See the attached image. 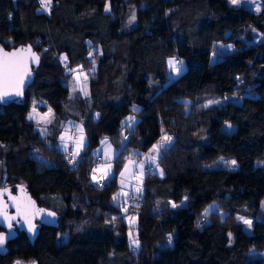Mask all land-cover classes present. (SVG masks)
Returning <instances> with one entry per match:
<instances>
[{
    "label": "trees",
    "instance_id": "16d2710c",
    "mask_svg": "<svg viewBox=\"0 0 264 264\" xmlns=\"http://www.w3.org/2000/svg\"><path fill=\"white\" fill-rule=\"evenodd\" d=\"M253 30L264 35V11L230 0H51L47 9L41 0H0V46L30 44L41 56L25 98L0 104V146L12 151L3 159L6 184L14 191L22 184L60 216L59 227L42 226L34 243L20 233L0 264H264L249 257L264 252V40L253 42ZM218 44L234 50L213 63ZM171 58L187 67L175 80ZM76 67L89 74V94L74 98ZM235 94L240 104L198 115L192 153H164L163 176L147 175L133 198L142 197L138 212L131 201L138 215L134 251L113 197L123 163L148 152L169 127L159 99L198 103ZM35 100L45 102L41 112H54L51 137L42 138L28 120ZM131 115L138 122L126 129ZM67 122L83 123L87 137L75 165L58 148ZM226 124L235 131H224ZM105 138L118 156L115 176L101 188L91 182L92 152ZM219 201L227 223H201ZM78 224L86 230L77 231Z\"/></svg>",
    "mask_w": 264,
    "mask_h": 264
},
{
    "label": "rangeland",
    "instance_id": "374dc122",
    "mask_svg": "<svg viewBox=\"0 0 264 264\" xmlns=\"http://www.w3.org/2000/svg\"><path fill=\"white\" fill-rule=\"evenodd\" d=\"M230 5L236 8H247L255 13H261L264 11V7L260 0H238L237 4L231 3ZM252 35L254 37L253 42H258L264 40V35L253 30ZM9 43V42H8ZM234 48L232 44H218L214 50V55L212 57V62H216L221 59L222 55L233 52ZM175 59V58H171ZM170 60V59H169ZM168 60V62H169ZM177 61V58L175 59ZM181 62V61H179ZM177 61V67L182 70L177 74L174 72L168 63L170 70V79L175 80L181 76L187 69L185 62L180 64ZM89 74L84 71L81 67H76L72 71V78L70 80V91L71 95L75 98L78 95L87 96L89 94ZM160 103L158 107L165 105L167 107L165 113V119L169 124V127L165 128L163 133L170 137V140H165L162 136V140L157 142L154 146H159L158 151L154 150V146L146 153L137 152V157L131 155L122 165L120 171L117 174V191L114 195L113 203L122 210V215L128 225L129 231V245L134 251L138 249L132 241L138 240V215L131 212V201L134 197L143 192L145 179L148 174H157L158 176H163V170L159 164V160L166 153L167 159L177 158L182 153L190 154L193 151L192 145L196 137L198 136L197 130V119L198 115L206 110L212 108H219L224 106L228 102H234L236 104L241 103V98L239 95H229L221 99L207 98L198 103H192L187 101H181L175 104H167L163 98L159 99ZM33 107L31 108V113L28 116L29 121L36 125L38 133L42 138L51 137L53 134V129L56 128V121L54 112L48 108V110L43 113L42 108L47 107L45 102L33 101ZM163 114V110L160 113ZM164 115H162L163 117ZM129 117H134V120H129ZM127 117L122 125L126 129L133 128L138 120L134 115ZM76 127L77 134L73 139L75 143V157L74 162L71 165H75L77 161L82 157L86 147H87V137L84 129L83 123L75 124L73 122H67L61 126L60 133L58 135V148L65 152L68 148L69 143L72 141L70 137V130L72 127ZM124 129L123 133L126 132ZM224 131L227 133H233L235 128L226 124ZM171 135V136H170ZM129 135H126L128 138ZM182 152V153H181ZM11 150L0 146V189L8 187L6 184V177L3 172V159L4 157L10 155ZM136 154V151H133ZM194 153V152H193ZM185 154V155H186ZM95 156L93 162V169L91 172V182L96 184L99 181H106L109 183L110 179L115 176V158L118 156V151L109 140L105 138L101 141L98 149L92 152ZM98 157H101V161H98ZM166 159V160H167ZM180 158H178L179 160ZM166 163V162H165ZM123 173V175H121ZM96 176V180L93 176ZM101 176L104 178L101 179ZM98 181V182H97ZM113 197V198H114ZM211 220H219L227 223L228 213L225 209L224 203L222 201L216 202L210 205L206 211L203 213L201 218V223H208ZM77 231L83 232L85 229L84 224H78L75 226ZM68 235V234H66ZM67 236H63L59 241L58 245H61ZM251 259H258L264 262V252L259 250H251ZM15 264V263H14Z\"/></svg>",
    "mask_w": 264,
    "mask_h": 264
},
{
    "label": "water",
    "instance_id": "95a60500",
    "mask_svg": "<svg viewBox=\"0 0 264 264\" xmlns=\"http://www.w3.org/2000/svg\"><path fill=\"white\" fill-rule=\"evenodd\" d=\"M0 50H2L0 58H3L4 53H15V56H10L8 59L17 62L20 66L15 78L7 85L0 87V91L7 90L14 93L16 90H20L22 92V95L4 96L3 99H0V104L21 101L35 82L36 70L41 64V56L30 44L13 49L0 46ZM33 56L38 57V61L34 60ZM0 194H2L0 195V234L6 237L3 246L0 247L1 255L7 254L8 243L13 242L20 233L25 234L34 243L42 226L59 227V214L41 207L22 184L17 185L15 191L11 187L2 188ZM48 213H54V215H48ZM6 216L14 217V219L8 220L5 218ZM30 226H34L33 231L29 230Z\"/></svg>",
    "mask_w": 264,
    "mask_h": 264
},
{
    "label": "snow or ice",
    "instance_id": "6c2138e0",
    "mask_svg": "<svg viewBox=\"0 0 264 264\" xmlns=\"http://www.w3.org/2000/svg\"><path fill=\"white\" fill-rule=\"evenodd\" d=\"M51 3V0H41V6L45 9H47L49 7ZM231 3L233 4H237L238 0H231ZM106 11L108 10L107 8L105 9ZM134 19V17H133ZM2 51V50H0ZM10 56H15V53H4L3 58H0V87H3L4 85H7L8 83H10L15 76L17 75V73L20 70V66L17 62H13L10 59H8V57ZM33 59L38 61V57L33 56ZM66 59V58H65ZM169 66L170 68L176 72L177 74H179V72L182 70L180 67H177V61L175 59H170L169 60ZM180 64H182L183 62H179ZM22 82V81H21ZM10 94H15V95H22V92L20 90H16L14 93H10L7 90L4 91H0V99H3L4 96L10 95ZM129 120H134V117H129ZM165 140H170V137L165 136L164 137ZM159 146H154V150L158 151ZM235 161H231L232 165H235ZM121 175H123V173H121ZM104 177L101 176V179H103ZM93 179L96 180V176H93ZM98 182V181H97ZM2 195V194H0ZM115 199V197L113 198ZM176 205H173V207H175ZM48 215H54V213H48ZM8 220L14 219V217H5ZM115 219V217H113V220ZM239 219H241L245 224L251 226V221L250 220H246L243 217H240ZM9 227H11V225L9 224ZM30 231L34 230V226H30L29 228ZM6 237L3 234H0V247L3 246L4 242H5ZM132 243L135 246H139V242L137 240H133ZM169 243H171V240L169 239ZM17 264H19V262H17Z\"/></svg>",
    "mask_w": 264,
    "mask_h": 264
},
{
    "label": "built area",
    "instance_id": "2783aa9c",
    "mask_svg": "<svg viewBox=\"0 0 264 264\" xmlns=\"http://www.w3.org/2000/svg\"><path fill=\"white\" fill-rule=\"evenodd\" d=\"M177 61L179 62L180 60L177 58ZM77 134V130L76 129H72L70 131V136L71 138H74L75 135ZM162 136L165 137L167 136L166 133H162ZM171 136V135H170ZM74 147H75V143L72 141L69 143L68 145V148H67V156L70 157V158H74L75 156V152H74ZM98 161L100 162L101 161V157H98ZM98 185L103 188L107 185V182L106 181H99L98 182ZM132 205H133V210L135 212H138L139 209H141L142 205H143V200H142V197L141 196H138L137 198L133 199L132 201Z\"/></svg>",
    "mask_w": 264,
    "mask_h": 264
},
{
    "label": "crops",
    "instance_id": "0c3cea01",
    "mask_svg": "<svg viewBox=\"0 0 264 264\" xmlns=\"http://www.w3.org/2000/svg\"><path fill=\"white\" fill-rule=\"evenodd\" d=\"M30 113H31V111H30ZM30 113H29V114H30ZM28 116H29V115H28ZM28 120H29V119H28Z\"/></svg>",
    "mask_w": 264,
    "mask_h": 264
}]
</instances>
